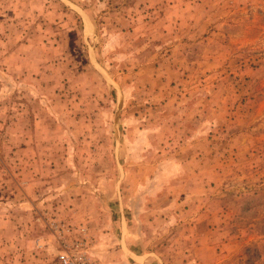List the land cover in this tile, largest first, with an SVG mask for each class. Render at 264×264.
<instances>
[{
	"label": "rangeland",
	"instance_id": "1",
	"mask_svg": "<svg viewBox=\"0 0 264 264\" xmlns=\"http://www.w3.org/2000/svg\"><path fill=\"white\" fill-rule=\"evenodd\" d=\"M16 240L264 264V0H0V264Z\"/></svg>",
	"mask_w": 264,
	"mask_h": 264
},
{
	"label": "crops",
	"instance_id": "2",
	"mask_svg": "<svg viewBox=\"0 0 264 264\" xmlns=\"http://www.w3.org/2000/svg\"><path fill=\"white\" fill-rule=\"evenodd\" d=\"M31 172V170H30ZM25 178H23L22 180L23 181H27V187L28 190H23L22 193L24 194L23 197L24 198H27L30 202H32L31 198L34 197V195L36 194L35 191L33 190V180L36 179L35 176H32L31 173L29 175V177L27 176H24ZM39 178H37L36 180H38ZM41 179V177H40ZM44 181V180H43ZM44 196L43 194H41V197ZM27 204L26 203H19L17 205V208L18 209H27ZM31 208H29L28 210L30 211ZM31 213V212H30ZM12 241H15V240H12ZM21 246L20 248L17 249V254L19 255V257L23 256V257H26L28 263H32L33 260L35 259V256L33 255L32 253V250L31 249H26L24 248V245L27 244L29 247L32 246L33 247V243H34V240H16ZM128 244H130V242H128ZM17 245V244H16ZM23 246V248H22ZM148 251V250H147ZM149 253L146 252V253H143L142 255V258H144L146 261H149L148 259H150V256L148 255ZM132 255L134 257H137V255L135 253H132ZM184 257H187L186 259H184ZM37 260V258H36ZM193 260L191 258H189L188 256L184 255L182 260H181V263L180 264H193L192 262Z\"/></svg>",
	"mask_w": 264,
	"mask_h": 264
},
{
	"label": "built area",
	"instance_id": "3",
	"mask_svg": "<svg viewBox=\"0 0 264 264\" xmlns=\"http://www.w3.org/2000/svg\"><path fill=\"white\" fill-rule=\"evenodd\" d=\"M61 250L56 254L57 264H92L87 250L83 248V240H60Z\"/></svg>",
	"mask_w": 264,
	"mask_h": 264
}]
</instances>
